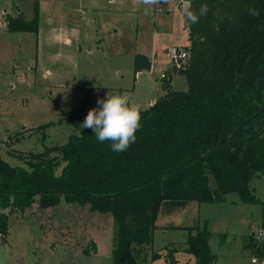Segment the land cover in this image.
Returning <instances> with one entry per match:
<instances>
[{"label": "trees", "instance_id": "trees-1", "mask_svg": "<svg viewBox=\"0 0 264 264\" xmlns=\"http://www.w3.org/2000/svg\"><path fill=\"white\" fill-rule=\"evenodd\" d=\"M202 4L209 11L199 23L187 27L184 15L188 57L180 72L187 88L164 85L165 93L142 109L141 128L127 151L115 153L91 128H81L88 113L81 104L61 118L75 128L65 143L32 153L27 167L0 156V237L7 233L10 213H23L33 202L43 210L62 198L113 215L112 264H147L138 246H145L160 209L191 200L221 202L232 191L244 203L260 204L257 228L264 231V200L248 188L253 176L264 175V0H190L187 10L198 12ZM250 6L258 16L249 15ZM4 23L9 31H36L37 4L30 19L18 12L6 14ZM142 58L135 55V70L149 67ZM185 228L186 240L162 254L165 260L173 264L183 251L194 256V264H211L215 255L205 224ZM248 237L246 248L262 258L264 242L255 233ZM160 256L155 252L152 259Z\"/></svg>", "mask_w": 264, "mask_h": 264}, {"label": "rangeland", "instance_id": "rangeland-1", "mask_svg": "<svg viewBox=\"0 0 264 264\" xmlns=\"http://www.w3.org/2000/svg\"><path fill=\"white\" fill-rule=\"evenodd\" d=\"M87 1L0 0V156L10 165L27 167L25 160L32 153L65 143L75 128L62 116L81 104L83 112L98 109V99L108 92L126 94L143 109L165 93L164 85L187 88L180 72L184 61L178 66L162 54L166 47L188 51V43L183 46L182 41L186 1L161 0L160 9L152 8L148 15L116 12L119 0ZM35 3L36 31L6 29L5 11L12 16L19 8L30 19ZM80 5L94 11L81 12ZM135 55L151 59L153 73L135 70ZM161 73L166 77L159 78ZM61 169L59 162L54 172ZM248 188L264 200V175L253 176ZM259 219L260 204L242 202L235 191L221 202L191 200L164 207L148 219L156 226H149L145 246H138L140 260L170 264L162 254L181 246L189 232L185 227L205 224L209 247L216 254L213 264H249L251 256L256 258L253 264H264V252L261 258L246 248L252 232L264 242V232L257 234ZM113 229L109 212L62 198L43 210L33 202L23 213L9 214L7 233L0 237V264H112ZM155 252L161 256L152 259ZM175 258L173 264H194V256L183 251Z\"/></svg>", "mask_w": 264, "mask_h": 264}, {"label": "clouds", "instance_id": "clouds-1", "mask_svg": "<svg viewBox=\"0 0 264 264\" xmlns=\"http://www.w3.org/2000/svg\"><path fill=\"white\" fill-rule=\"evenodd\" d=\"M167 2V0H166ZM137 7L143 6L144 14L161 4V0H133ZM209 11L207 4H202L198 10L185 11V25L199 23L200 17L206 16ZM251 16H258L259 12L254 7L248 8ZM100 107L89 110L81 128H91L98 142H110L111 151L123 153L135 143L136 133L141 128L142 108L139 104L130 101L126 94L107 93L105 99H98Z\"/></svg>", "mask_w": 264, "mask_h": 264}, {"label": "crops", "instance_id": "crops-1", "mask_svg": "<svg viewBox=\"0 0 264 264\" xmlns=\"http://www.w3.org/2000/svg\"><path fill=\"white\" fill-rule=\"evenodd\" d=\"M84 1L85 0H80V2L83 4L84 3ZM87 1V0H86ZM117 1V0H116ZM182 1H186V5H184V7H186V10H187V8H188V6H189V3H190V0H179V3L181 2L182 3ZM88 2V1H87ZM108 2H110V0H108ZM118 3L119 4H117L118 6H116V9H115V11L116 12H124V13H127V12H138V11H143L144 12V9H143V6H139V7H137L136 5H134L133 4V0H119L118 1ZM175 6H177V5H175ZM154 9H160L158 6H157V8H155L154 7ZM153 9V10H154ZM79 10L81 11V12H83V11H88L89 13L91 12V11H94V9L92 8V6H90V7H86V8H84V6L83 5H80V7H79ZM18 12H22L23 13V11L21 10V9H17V13ZM5 13V15L6 14H8V12H4ZM185 13V12H184ZM184 13H183V27L184 28H186V35L183 37V39H182V41H184V43H183V46H185L187 43H188V28L184 25ZM4 15V16H5ZM8 15H11V14H8ZM12 16H15V15H12ZM89 20H92L90 17H89ZM153 20V19H152ZM69 40V38L68 37H65V41H68ZM177 42H179L180 41V38L178 37V39L176 40ZM171 48H173V47H171ZM171 48H169V47H166V49L164 50V52L162 53L163 54V56L166 58V59H169V56H168V50L169 49H171ZM173 49H175V50H177V51H181V50H185L184 48H181L180 50L176 47V48H173ZM144 61H148L149 62V67H147V71H148V73L149 74H151V73H153V67H154V63H152V61H151V59H149L146 55H144ZM180 61H182V60H180ZM183 62V61H182ZM160 78V77H159ZM155 79L157 80V77H155ZM170 85H171V83H170ZM171 89H173L172 88V85H171V87H170ZM164 93V92H163ZM163 93H161V95L160 96H162L163 95ZM156 99L155 98H152L149 102H148V105H151L154 101H155ZM258 224H259V221H258ZM252 233H254V232H252ZM187 234H188V232H187ZM257 234H258V231H257ZM187 238V237H186ZM186 240V239H185ZM184 240V241H185ZM183 241V242H184ZM221 243V242H220ZM210 248V247H209ZM211 250V249H210ZM212 252V251H211ZM215 256H214V259L211 261V264H213V262L216 260V254L215 253H213ZM251 257H255V256H251ZM251 257H250V259H251ZM244 263H247V262H244ZM249 264H253L252 262H251V260H250V262H249Z\"/></svg>", "mask_w": 264, "mask_h": 264}, {"label": "built area", "instance_id": "built-area-1", "mask_svg": "<svg viewBox=\"0 0 264 264\" xmlns=\"http://www.w3.org/2000/svg\"><path fill=\"white\" fill-rule=\"evenodd\" d=\"M168 56L173 59L174 64H177L178 66H180V62H181L180 60L185 61V59H187L188 51H186V50L177 51V50L171 48V49L168 50ZM165 77H166V73H161L160 74V78L163 79ZM262 232H264V231L258 230V235H261ZM250 260H251L252 263H254L256 258L255 257H251Z\"/></svg>", "mask_w": 264, "mask_h": 264}, {"label": "water", "instance_id": "water-1", "mask_svg": "<svg viewBox=\"0 0 264 264\" xmlns=\"http://www.w3.org/2000/svg\"><path fill=\"white\" fill-rule=\"evenodd\" d=\"M242 126V123L236 127L235 129H233L232 131H230L228 134H226L225 136H223L218 143L224 142L226 141L229 137H231L240 127ZM214 145L208 146L205 149H203L200 153H198L197 155H195L194 157L190 158L189 160L186 161V163L190 162L191 160L201 157L205 152H208L209 150L212 149ZM172 170V169H171ZM35 264H40V263H35Z\"/></svg>", "mask_w": 264, "mask_h": 264}]
</instances>
